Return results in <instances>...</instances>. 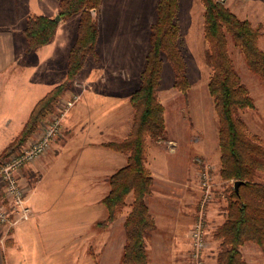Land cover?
Segmentation results:
<instances>
[{"label": "rangeland", "instance_id": "rangeland-1", "mask_svg": "<svg viewBox=\"0 0 264 264\" xmlns=\"http://www.w3.org/2000/svg\"><path fill=\"white\" fill-rule=\"evenodd\" d=\"M179 1L177 15L181 28L179 47L186 63L189 88L186 95L176 90L173 87L169 65L164 63L155 97L164 107L165 132L161 140H147V143L155 146L156 156L150 161L153 160L151 163L156 164L158 169L163 164L171 167L172 161L178 159H183L190 164L194 163L195 198L193 197L194 203L192 204L193 221L187 232L189 241L191 228L197 220L200 209V172L207 169L211 175V200L205 205L203 211L206 240L203 262L204 264H218L220 244L214 238V232L225 220L227 196L233 185L231 181L222 180L219 175L217 119L207 90L211 71L205 63L207 45L203 40L204 9L200 0ZM217 1L239 19L247 20L253 27L259 28L257 46L264 51V0ZM104 2V33L101 39L104 45L101 65L98 64V60L94 61L89 58L85 63L84 71L75 83L69 84L68 89L70 90L73 85L74 92L80 94L84 89L81 79L90 68L94 67L93 78L97 80L95 92L101 93V101L105 102L106 91L111 100L114 97L111 95L113 90L109 85L114 81L110 68L133 66V52L136 48L139 52L137 58L139 61L142 60L143 66V50L145 51L148 47L147 40L143 42V39L138 47H135L133 42L128 44L126 41L122 48L118 44L111 45L112 41L108 44L111 36L109 37L107 32L111 35L112 30L117 27L120 16H123L133 21L136 20V24L135 22L130 24L129 20L126 25L128 29L130 28L131 34L136 28L138 33H142L143 38L144 32H147L148 22L155 20L154 6L157 0H104ZM113 20H115L114 24ZM108 26H114V28L108 29ZM147 37L148 34L146 39ZM226 47L233 69L254 103L253 110L240 111L238 117L245 122L250 133L256 135L264 145V83L247 69L242 53L233 45L229 37H227ZM85 97L86 94L83 93L81 102ZM126 106L130 109L128 113L124 112L123 105L113 109L114 114L110 109L103 111L97 127L95 124H87L80 130L63 128L61 134L53 141L56 145L52 146V149L40 161L28 166L29 168L24 171L21 184L27 200L30 197L34 199L30 204L28 203L32 215L25 222L40 220L44 224H49L45 229L46 234L65 241V250L68 254L75 252L80 234L83 240L82 250L86 254L90 252L107 253V245L111 242L113 252L119 253L125 242L122 224L130 211L131 195L126 198L125 206L117 210L115 219L107 228L96 227L95 223L106 217V211L100 201L108 191L107 178L116 170L119 162L116 156L102 151L96 144L119 140L127 134L133 117V110L127 98ZM113 117L115 128L111 129L108 126ZM118 118L121 122L116 124ZM98 130L99 132H96ZM205 152L209 155L205 156ZM186 153L187 159L183 156ZM174 154L178 155L173 159ZM188 167L191 168V166ZM259 179L264 180V174H261ZM168 189V186L162 188V190ZM81 227L82 230L79 229ZM153 231L147 234L145 241L152 242L158 238L159 233ZM160 237L161 239L166 238L164 233H161ZM188 243L190 246L191 241ZM239 251L240 253L242 251L241 256L247 264H264V246L259 247L254 243L246 242L239 248ZM182 256L183 264H193L191 247L185 249Z\"/></svg>", "mask_w": 264, "mask_h": 264}, {"label": "trees", "instance_id": "trees-1", "mask_svg": "<svg viewBox=\"0 0 264 264\" xmlns=\"http://www.w3.org/2000/svg\"><path fill=\"white\" fill-rule=\"evenodd\" d=\"M101 0H59L60 20L79 15L77 36L68 55L65 79L40 99L20 133L0 154V158L19 148L50 114L58 99L68 89L91 58L98 60L96 43L98 28L91 10L98 11ZM203 6V40L207 45L205 63L211 75L207 90L217 119L219 175L222 180L240 182L227 196L224 222L214 232L219 241L218 264H247L239 251L246 242L264 246V145L250 133L238 117L243 110H253L254 103L240 82L227 53V37L244 57L247 69L264 83V51L257 46L258 27L239 19L217 0H200ZM179 0H157L155 20L149 27L148 51L139 76L138 87L130 94L133 110L129 132L120 141H108L102 147L127 155L126 163L107 178L109 191L101 199L106 210L98 227H106L115 219L119 208L131 195L130 211L123 221L125 242L120 264H148L145 237L155 229L145 199L151 194L152 177L145 167L147 140H161L165 132L164 107L155 97L164 63L172 72L173 87L186 95L189 82L186 63L179 47L180 24L177 18ZM54 18L29 15L23 31L26 53L48 43L56 28Z\"/></svg>", "mask_w": 264, "mask_h": 264}, {"label": "crops", "instance_id": "crops-1", "mask_svg": "<svg viewBox=\"0 0 264 264\" xmlns=\"http://www.w3.org/2000/svg\"><path fill=\"white\" fill-rule=\"evenodd\" d=\"M58 1L0 0V154L20 133L35 104L65 79L68 55L77 36L79 15L76 14L64 20L59 19L52 39L29 53L25 51L27 42L23 33L29 15L54 18L58 12ZM104 10L105 2L101 0L96 14V18H98L96 19L98 28L96 52L100 65L104 45L101 41L104 33ZM129 20L130 24L134 22L136 24V20L133 21L129 17L120 16L117 27L112 30V34L107 32L109 37L111 36L108 44L112 41L111 45L118 44L122 48L125 41L128 44L133 42L135 47L142 44V39L143 42L146 40L148 42L146 35H149V27L154 21L148 22L147 32H144L146 35L143 34L142 38V33H138L136 28L135 32L131 34L130 28L128 29L126 25ZM114 22L115 20H113V24ZM110 28H114V26H108V29ZM147 51L148 47L145 51L143 50L144 58ZM138 53L136 48L133 52V66H113L110 68L114 76V81L109 84L113 90L111 95L114 97L112 100L106 91V101H101V93L95 92L97 80L93 78L94 67L90 68L81 79L84 89L80 93V99L63 119L62 129L80 130L82 126L87 124H95L97 127L103 111L110 109L114 114L113 109L121 105L125 108L124 112L127 111L128 113L130 109L126 106V98L129 103V96L138 87L139 76L144 66V62L142 66V60L139 61L137 58ZM84 69L85 65L71 82L72 84L77 81ZM71 88L70 90L67 89L61 98H66L75 93L73 85ZM83 93L86 94V97L81 102ZM119 119L115 122L116 124L121 122ZM108 127L115 128L114 117ZM125 136L119 140L109 141H120ZM53 141L48 151L56 145L53 144ZM102 143L104 142L96 144L99 149L118 158L116 170L124 166L127 155L106 149L101 146ZM206 153L205 156L209 155ZM176 155L178 154L172 156L173 159ZM155 156V146L146 142L145 158L147 160L145 167L152 177V186L151 194L145 199V202L155 223L153 232L159 233L158 238L152 242L144 240L148 264H183L182 254L185 249L191 247L188 243L190 241L187 232L193 221L192 204L195 198L194 180L196 178L194 163L191 162L190 164L183 159L176 158L178 160L171 163L172 168L167 167L161 161L163 165L158 169L156 164L151 163L153 160L150 161ZM183 156L187 159V153ZM195 160L198 162L197 159ZM26 168L23 169V174ZM167 186L169 187L168 190H162ZM33 200L30 197L28 203L30 204ZM97 223H95L96 227H98ZM47 226L49 224H44L40 220L23 222L12 227L0 225V264H120L124 242L119 253L113 252L111 242L110 245H107V253L90 252L86 254L82 250L83 240L82 234H80L75 252L71 251L73 254H68L65 250V241L46 234ZM107 226L100 228L105 229ZM79 229L82 230V227ZM161 233H164L165 239H161Z\"/></svg>", "mask_w": 264, "mask_h": 264}, {"label": "built area", "instance_id": "built-area-1", "mask_svg": "<svg viewBox=\"0 0 264 264\" xmlns=\"http://www.w3.org/2000/svg\"><path fill=\"white\" fill-rule=\"evenodd\" d=\"M80 94L72 93L58 99L54 110L37 126L26 141L0 158V225L12 227L29 220L32 210L21 184L23 169L31 166L48 151L51 142L61 134L63 119L79 101ZM200 209L190 231L193 264H204L206 240L203 225L204 207L211 200V175L207 169L200 172Z\"/></svg>", "mask_w": 264, "mask_h": 264}, {"label": "water", "instance_id": "water-1", "mask_svg": "<svg viewBox=\"0 0 264 264\" xmlns=\"http://www.w3.org/2000/svg\"><path fill=\"white\" fill-rule=\"evenodd\" d=\"M91 12V16H92V18L93 19H96V10H91L90 11ZM54 19H55V21L56 22H58L59 21V16L58 15H56L55 17H54ZM239 184H240V182H238V181H236V182H234V184H233V188H234V191L235 192H237V189H238V186H239Z\"/></svg>", "mask_w": 264, "mask_h": 264}]
</instances>
